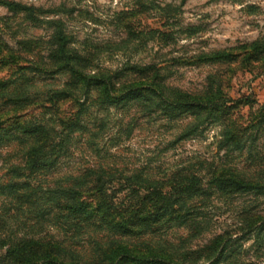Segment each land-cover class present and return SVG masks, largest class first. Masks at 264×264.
I'll list each match as a JSON object with an SVG mask.
<instances>
[{
	"label": "rangeland",
	"instance_id": "rangeland-1",
	"mask_svg": "<svg viewBox=\"0 0 264 264\" xmlns=\"http://www.w3.org/2000/svg\"><path fill=\"white\" fill-rule=\"evenodd\" d=\"M1 1L33 11L0 3V238L54 236L85 260L98 244L122 240L199 250L189 264H264V0ZM58 26L71 50L88 57L86 72H118L120 98L96 87L79 91L52 65ZM147 65L157 67L155 79L131 67ZM180 91L216 104L169 109L162 92ZM40 123L61 145L54 165L16 177L12 168L33 142L21 126ZM103 170L105 198L127 204L149 184L204 179L198 196L181 201L196 227L170 219L157 234L136 238L74 227L53 192L76 186L91 199L93 172ZM235 174L262 187L219 188L216 176Z\"/></svg>",
	"mask_w": 264,
	"mask_h": 264
},
{
	"label": "trees",
	"instance_id": "trees-1",
	"mask_svg": "<svg viewBox=\"0 0 264 264\" xmlns=\"http://www.w3.org/2000/svg\"><path fill=\"white\" fill-rule=\"evenodd\" d=\"M0 3L13 12L32 13L33 11L30 7L11 1L0 0ZM68 37L62 27L58 26L53 34L54 46L50 55L53 58L52 65L58 70L67 71L71 78L70 84L79 91L87 89L89 91L90 88L96 87L98 92L109 99L120 98L122 93L115 94L118 88L113 78L118 72L115 74L104 71L86 72L83 67L87 65L88 57L85 53L72 51ZM131 67H134V70L153 73L155 75L153 79L158 74V69L154 65ZM178 93L172 98L162 92L163 98L170 100L167 106L169 109L195 108L199 104L213 107L216 104V100L212 98L205 100L200 96L193 97L189 93L181 91ZM60 94L66 95L68 91L63 90ZM21 130L30 136L33 142L30 143L29 149L26 151L23 165L12 168V171L17 175L16 177L28 178L36 173L44 172L54 165V154H57L61 145L59 142H55L51 130L42 123L21 126ZM103 172H93L98 176L89 188L91 199L83 198L80 188L77 189L76 186L59 187L57 191L53 192V194L59 192L62 194L63 201L58 204L57 210L60 214H66V218L69 217L73 221L71 224L74 227L89 224L134 238L146 234H157L170 219L180 220L182 218V223H191L190 229L196 227L195 218L191 222L181 214L184 212L181 201L184 202L187 197L198 196L200 193L198 191L202 190L204 179L188 176L184 180L173 178L168 184H165L167 186L149 184L146 186V190L129 195V204H127L105 198L104 174L106 171L103 170ZM216 179L219 188L227 187L231 192L245 193L250 189L259 190L262 187L260 184H254L246 177L236 174L232 179H228V176L224 175L216 176ZM30 193V189H27L23 195L28 197ZM186 213L187 210L184 215ZM244 219L248 218L244 217ZM260 221H263V217L258 216L252 220V223L256 226ZM64 244L63 240L54 236L24 235L9 240L0 238V250H4L0 264H189L191 262L189 256L199 252V250H191L180 254L181 247L168 246V244L166 246L163 242L158 241L110 240L101 245L96 242L98 248L94 249V254L91 253L90 259L85 260L72 247H65Z\"/></svg>",
	"mask_w": 264,
	"mask_h": 264
}]
</instances>
